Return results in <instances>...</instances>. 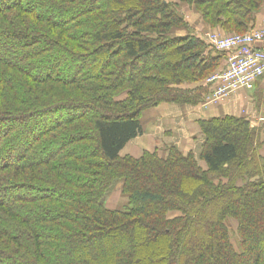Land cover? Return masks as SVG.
<instances>
[{"label": "trees", "instance_id": "obj_1", "mask_svg": "<svg viewBox=\"0 0 264 264\" xmlns=\"http://www.w3.org/2000/svg\"><path fill=\"white\" fill-rule=\"evenodd\" d=\"M100 1L0 0V264H264V121L200 119L199 158L120 154L144 110L205 100L217 59L177 7L232 32L264 0Z\"/></svg>", "mask_w": 264, "mask_h": 264}, {"label": "crops", "instance_id": "obj_2", "mask_svg": "<svg viewBox=\"0 0 264 264\" xmlns=\"http://www.w3.org/2000/svg\"><path fill=\"white\" fill-rule=\"evenodd\" d=\"M263 16L264 10L260 14V17ZM185 18L190 20L192 24L199 23L198 27L194 29L196 34L203 31V21L199 14H192L191 18L190 16ZM232 104L234 103L230 101L229 104L226 102L221 103L219 106L211 105L205 107L199 104L192 106L188 104L164 103L146 109L140 118L142 133L130 140L120 154L139 156L146 151H157L160 155L165 156L167 149L170 146H175L183 154L193 151L196 157L199 158L203 137L198 121L202 118L229 114L231 110L229 108ZM227 110L229 111L226 112ZM199 162H201V166H207L204 161L199 160Z\"/></svg>", "mask_w": 264, "mask_h": 264}, {"label": "rangeland", "instance_id": "obj_3", "mask_svg": "<svg viewBox=\"0 0 264 264\" xmlns=\"http://www.w3.org/2000/svg\"><path fill=\"white\" fill-rule=\"evenodd\" d=\"M102 1L103 0H101L100 2H102ZM168 1H174V0H168ZM62 2H65V1H62ZM263 10H264V3L262 5L261 10L258 12V14L256 16V20L253 22L252 26H250L248 29H242L239 31H232V32H234V33H238V32L239 33H245V32H248L250 29H252V27H254L255 25L261 23V21L264 19V16L260 17V14ZM177 11L184 16L185 23H186L185 26L181 27L178 30V33H180V34H184L187 30L192 31L198 37H200V36L203 37V34L208 33L209 31H217L220 33H232V32H226V31L222 30L221 28L210 27L206 22L203 21L200 13L196 10V8H194L193 5L181 4L180 6L177 7ZM192 14H195V15L199 14V16L201 17V19L203 21L202 29H203V27H204V29H203V31H200V33H198L199 35L196 34L195 33L196 31L194 30L198 27L199 23H193L192 24L190 22V20H186V18H185L186 16H190V18H191ZM73 24H74V22H72V24L70 25V28L74 27L73 31H71V34H75V32L77 33L80 31H90V29H93V27H94L93 26V27L86 29L85 26L84 27H82V26L81 27H75L74 26L75 24L74 25ZM42 45H44V44H41L39 42L37 44V47L42 46ZM85 45H89V43L85 42ZM209 47L212 49V54L215 55L216 59H217V62H216L215 67H214L215 70L213 72L224 69L226 67V64H227V59H228L227 54H225L223 52H218L211 46H209ZM44 53H48V55H53L54 52L50 53L48 51H45ZM67 59H68V61H70L71 58L67 57ZM67 70H68V68H67L66 64L60 66V70H59V72L61 73L60 75H62V74L67 75L68 74ZM213 72H211L209 75H211ZM88 74H89V72L86 71L83 76L87 77ZM203 83H204V79L201 82L192 83V85H199V84L203 85ZM263 87H264V77L261 78L252 87V89L250 91H247V92H241L240 91L237 93H232L228 97L221 99L218 102H220V104L228 102V104H229V102L231 101L234 104H232L230 106L229 109H231V110L230 111L227 110L226 112L229 111L230 112L229 114L245 117L251 122V124L253 126H256V125H258L264 121V116H263L264 115V104H262L261 102H258V99L256 97L257 92ZM210 92H211V87L208 86V91L205 95V98L209 94L211 95ZM164 103H168V102H163V103H160L159 105L164 104ZM169 104H171V103H169ZM220 104H218V105L216 104L214 106H219ZM188 105L194 106L195 104H188ZM223 112H225V111H223ZM202 137H204L203 134H202ZM140 156H142V155L134 156V157L137 158ZM199 164L202 165L201 162H199ZM202 167H204V166H202ZM203 169H207V166L204 167ZM106 204L110 209H123L128 204V197H127V195L122 193L120 182L116 183L114 188L108 194V196L106 198ZM227 225H228V228L230 231L232 243L234 244V246L236 248H239L240 247V245H239L240 237H239V233H238V222H237V220L234 218H228Z\"/></svg>", "mask_w": 264, "mask_h": 264}, {"label": "built area", "instance_id": "obj_4", "mask_svg": "<svg viewBox=\"0 0 264 264\" xmlns=\"http://www.w3.org/2000/svg\"><path fill=\"white\" fill-rule=\"evenodd\" d=\"M209 42L230 53L227 68L208 78L214 83L207 103H214L240 90H251L264 76V19L245 34H208Z\"/></svg>", "mask_w": 264, "mask_h": 264}, {"label": "bare ground", "instance_id": "obj_5", "mask_svg": "<svg viewBox=\"0 0 264 264\" xmlns=\"http://www.w3.org/2000/svg\"><path fill=\"white\" fill-rule=\"evenodd\" d=\"M259 24H260V23H259ZM259 24H257V25H255L254 27H252V29H250L248 32H250L251 30L257 28ZM209 33H217V34H220V35H228V34H233L234 32H232V33H220V32H217V31H209L208 33H204V34H203V37L200 36V38H202L206 43H208V45H210L211 47H213L216 51H218V52H223V53L227 54V58H228V59H227L226 67H225L224 69H222V70H219V71H215V72H213V73L209 76V77H211V76H213V75L216 74V73L223 72V71L227 68V66H228V62H229V58H230V53L227 52V51H224V50H219V49H217L214 45H212V44L209 42V40H208V34H209ZM245 33H247V32H245ZM245 33H237V34H245ZM209 77H208V78H209Z\"/></svg>", "mask_w": 264, "mask_h": 264}]
</instances>
